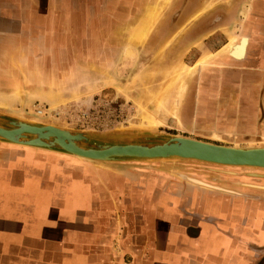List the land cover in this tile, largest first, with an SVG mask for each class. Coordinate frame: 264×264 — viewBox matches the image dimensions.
Masks as SVG:
<instances>
[{
  "label": "crops",
  "instance_id": "obj_1",
  "mask_svg": "<svg viewBox=\"0 0 264 264\" xmlns=\"http://www.w3.org/2000/svg\"><path fill=\"white\" fill-rule=\"evenodd\" d=\"M91 7L0 0V34H14L16 24V86L31 85L20 71L30 77L38 56L50 63V56L74 54L58 42L56 23L68 33L67 13L88 17ZM263 23L248 36L244 61L227 65L237 67L236 75L220 77L236 80L239 105L237 116H220L228 126L216 131L242 147L264 146ZM212 97L195 100L205 106L196 121L212 117L204 105ZM159 168L137 162L112 170L0 142V264H264V175L220 177L209 187L219 191L183 184Z\"/></svg>",
  "mask_w": 264,
  "mask_h": 264
},
{
  "label": "rangeland",
  "instance_id": "obj_2",
  "mask_svg": "<svg viewBox=\"0 0 264 264\" xmlns=\"http://www.w3.org/2000/svg\"><path fill=\"white\" fill-rule=\"evenodd\" d=\"M69 1H77L81 7L95 3L96 11L91 7L88 17L83 11L78 16L67 13V18L73 19L68 33L63 31V22L56 23L58 42L67 44L74 54L50 56V63H38L43 59L38 56L30 77L20 71L30 86H16V24L10 28L14 34H0V112L84 131L97 141L143 137L155 141L159 138L153 132L162 131L220 145L243 144L233 136L215 138L216 130L228 126V119L220 116H237L239 105L235 101L239 93L236 80L221 83L220 77L236 75L237 67L227 65L244 59L232 60L227 48L232 38L238 43L241 37L250 40L248 36L255 35L259 21L264 22V0ZM202 58L209 64L192 69ZM174 69L182 72L166 96L165 82ZM180 86L188 90L176 107ZM205 94L215 97L214 102L204 104L212 109V117L196 121L195 114L205 106L195 100ZM38 105L48 112L37 115ZM148 115L154 121L146 119ZM169 165H174L171 175L181 183L185 180L182 175L208 184L226 175H264L261 169L195 160Z\"/></svg>",
  "mask_w": 264,
  "mask_h": 264
},
{
  "label": "water",
  "instance_id": "obj_3",
  "mask_svg": "<svg viewBox=\"0 0 264 264\" xmlns=\"http://www.w3.org/2000/svg\"><path fill=\"white\" fill-rule=\"evenodd\" d=\"M50 124L25 120L0 112V142L14 146L22 144L74 157L80 156L112 170L134 167L135 163L144 162L159 163L161 165L159 170L172 174L174 165H169V162L174 163L177 160H195L219 166L253 167L264 170V146L220 145L162 131L153 132L159 138L155 141L147 137L137 141H97L93 135L84 131H76L56 123ZM180 178H184L187 184L208 189L192 184L183 175ZM210 190L221 189L216 186Z\"/></svg>",
  "mask_w": 264,
  "mask_h": 264
},
{
  "label": "bare ground",
  "instance_id": "obj_4",
  "mask_svg": "<svg viewBox=\"0 0 264 264\" xmlns=\"http://www.w3.org/2000/svg\"><path fill=\"white\" fill-rule=\"evenodd\" d=\"M147 35V33H145L144 34V36H146ZM244 38V40L242 41V40H240L238 43H235L234 42V40H233V38L231 39L232 41H231V43H230V45L228 46V48H227V51H226V54H228V56H230L231 58H232V60H235V61H241L244 57H245V55L247 54L246 52H247V48H248V46H249V40H248V38H245V37H243ZM242 39V38H241ZM237 42V41H236ZM225 51V50H224ZM128 54H129V56L130 57H132L133 56V53H132V51H129L128 52ZM205 57H207V55L205 56ZM210 58V57H209ZM209 63H207L206 62V59L205 58H202V60L201 61H199L197 64H196V67L195 68H192V69H199V68H204V67H206L207 65H208ZM178 66V65H177ZM176 66V67H177ZM183 66V65H182ZM191 68H190V70L189 71H191L192 70ZM180 71L182 72V69L180 70V69H174V70H172L169 74H168V77H167V80H166V82H165V90H164V95H166L167 96V92L170 90V89H172V86H173V84H175V81L176 82H178L179 81V75H180ZM194 71L195 70H193V73H194ZM197 71H199V70H197ZM192 72V71H191ZM188 74V73H187ZM195 74V73H194ZM183 76V75H182ZM190 76V75H189ZM183 83V82H182ZM186 84V83H185ZM186 86H180L179 88H177L176 89V93H177V98H175V100H174V103H175V105H176V107L180 104V100L181 99H183L184 100V97H185V95H186V92H187V90H188V88H185ZM170 92V91H169ZM161 93V92H160ZM163 95V96H164ZM163 98V97H162ZM162 98H159L158 99V101H157V104H159V102H160V100L162 99ZM162 103V102H161ZM182 103V102H181ZM163 105V104H162ZM181 105V104H180ZM160 107V106H159ZM175 107V108H176ZM163 108V107H162ZM159 109V108H158ZM148 113V112H147ZM178 112H174V114H176V115H178L177 114ZM148 118V120H152V121H154L153 120V118L150 116V115H148V116H146V119ZM175 118V117H174ZM151 121V122H152ZM155 123V122H154ZM48 125H51V124H48ZM215 138H221V136L219 135V134H215ZM17 146H20V147H24V148H31V147H28V146H26V145H22V144H16ZM76 157H78V158H80L81 160H87V161H92V160H90V159H88V158H84V157H80V156H76ZM202 162V161H201ZM99 165V164H98ZM251 168H253V167H251ZM185 178H187V177H185ZM187 180L189 181V182H191L192 184H195V185H200V186H202V187H204V188H208V189H211V188H209V187H212V185H209V184H204V182H203V184H201L200 183V181H198V180H195V179H192V180H190L189 178H187ZM221 189V188H220ZM222 190V189H221ZM223 191V190H222Z\"/></svg>",
  "mask_w": 264,
  "mask_h": 264
},
{
  "label": "built area",
  "instance_id": "obj_5",
  "mask_svg": "<svg viewBox=\"0 0 264 264\" xmlns=\"http://www.w3.org/2000/svg\"><path fill=\"white\" fill-rule=\"evenodd\" d=\"M35 112L37 115H41L43 113H47L48 112V109L45 107V106H35Z\"/></svg>",
  "mask_w": 264,
  "mask_h": 264
}]
</instances>
